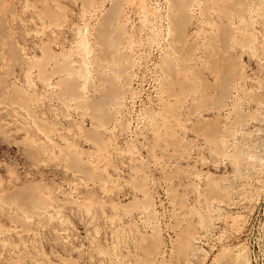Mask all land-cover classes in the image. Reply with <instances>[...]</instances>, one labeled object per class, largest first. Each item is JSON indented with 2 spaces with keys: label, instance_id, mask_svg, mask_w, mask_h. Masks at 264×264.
Instances as JSON below:
<instances>
[{
  "label": "rangeland",
  "instance_id": "obj_1",
  "mask_svg": "<svg viewBox=\"0 0 264 264\" xmlns=\"http://www.w3.org/2000/svg\"><path fill=\"white\" fill-rule=\"evenodd\" d=\"M0 1V264H264V0Z\"/></svg>",
  "mask_w": 264,
  "mask_h": 264
},
{
  "label": "bare ground",
  "instance_id": "obj_2",
  "mask_svg": "<svg viewBox=\"0 0 264 264\" xmlns=\"http://www.w3.org/2000/svg\"><path fill=\"white\" fill-rule=\"evenodd\" d=\"M90 1H91V0H90ZM90 1H89V3H90ZM169 1H170V0H169ZM169 1H168V2H169ZM230 1H231V0H230ZM232 1H233V0H232ZM232 1H231V2H232ZM0 2H1V1H0ZM85 2L88 3L87 0H86ZM207 2H208V1H207ZM228 2H229V1H228ZM236 2H237V1H236ZM87 3H86V4H87ZM91 3H92V2H91ZM173 3H174V5L177 6L178 8L180 7L179 9L181 10V14H180V15H181V18H182V19L184 18V20H185V24H186V23L188 22V19H187L188 15H187V11H186V10H187V7L183 5L184 2H182V0H174ZM186 3H187V2H186ZM209 3H210V2H209ZM239 3H240V2H239ZM228 4H229V3H228ZM230 4H231V3H230ZM84 5H85V4H84ZM87 5H89V4H87ZM87 5H86V6H87ZM119 5H120V4H119ZM119 5H118V6H119ZM186 5H187V4H186ZM224 5H225V4H223V6H224ZM209 6H210V5H209ZM228 6H232V4H231V5H228ZM82 7H83V5H82ZM184 7H185V8H184ZM213 7H215V6H213ZM12 8H13V7H12ZM103 8H104V7H103ZM117 8H118V7H117ZM120 8H121V6H120ZM1 9H2V8H1ZM121 9H122V8H121ZM167 9H168V8H167ZM179 9H178V10H179ZM222 9H223V8H222ZM11 10H12V9H11ZM180 10H179V12H180ZM231 10H232V9H231ZM217 11H218V9H217ZM222 11H223V10H222ZM224 11H225V10H224ZM229 11H230V10H229ZM4 12H6V11H4ZM96 12H97V11H96ZM218 12H219V11H218ZM232 12H233V11H232ZM232 12H230V13H232ZM109 13H110V12H109ZM211 13H212V12H211ZM219 13H220V12H219ZM224 13L226 14V12H224ZM227 13H228V12H227ZM111 14L113 15L114 13H111ZM156 14H157V13H156ZM207 14H208V13H207ZM228 14H229V13H228ZM110 17H111V16H109L107 19H109ZM189 17H190V16H189ZM101 18H102V17H101ZM3 19H4V18H3ZM112 19H113V18H112ZM91 20H92V19H91ZM145 20H148V19H145ZM105 21H106V19H105ZM111 21H112V20H111ZM162 22H163V20H162ZM231 22H233V21H231ZM104 23H105V22L103 21V24H104ZM112 23H114V22H112ZM181 23H182V21H181ZM103 24H101V25H102L104 28L102 27V28H103L102 33H101V34L99 33V35H101V37L104 39V41H107V42H108V44H107V48H108L109 52H108V51H107V52H108V53H111V55H112V53H113L115 50L119 49V48H118V44H119V42H121L120 39H122V36H123V35L120 36V34L122 33V32H120V34H119L118 36L115 37V36H114V35H116V34H115V30H112L113 27L110 28L111 25H109V21H108L107 23H105L104 25H103ZM171 24H172V23H171ZM229 24H230V23H229ZM123 25H124V24H123ZM123 25H122V26H123ZM163 26H164V25H163ZM186 26H187V25H186ZM225 26H226V25H225ZM0 27H1V26H0ZM169 28H170V27H169ZM174 28H175V27H174ZM113 29H114V28H113ZM119 29H120V28H119ZM183 29H184V25H183V26L176 25L175 31L177 30L178 32H174V33H178L179 35H181V36L178 37V39H176V40L179 41V42L182 40V34L184 33V32H183V31H184ZM0 30H1V29H0ZM98 30H99V28H98ZM187 30H188V29H187ZM100 31H101V28H100ZM119 31H121V30H119ZM168 31H169V30H168ZM193 31H194V30H193ZM221 31H222V30H221ZM142 32H143V31H142ZM224 32H225V31H224ZM118 33H119V32H118ZM118 33H117V34H118ZM81 34H82V33H81ZM124 34H125V33H124ZM207 34H208V33H207ZM230 34H231V33H230ZM4 35H5V34H4ZM209 35H210V34H209ZM227 35H228V34H227ZM83 36H84V35H83ZM85 36H86V35H85ZM85 36H84V37H85ZM95 37H96V36H95ZM98 37H99V36H98ZM101 37H99V39H100ZM186 37H187V36H186ZM228 37H229V36H228ZM172 38H173V37H172ZM5 39H6V38H5ZM84 39H85V38H84ZM99 39H98V40H99ZM187 39H188V38H187ZM85 40H86V39H85ZM82 41H83V39H82ZM0 42H1V41H0ZM4 42H5V41H4ZM101 42H102V41H101ZM224 42H225V41H224ZM122 43H123V41H122ZM122 43H121V44H122ZM220 43H221V42H220ZM0 44H1V43H0ZM210 45H211V44H210ZM223 46H224V45H223ZM103 47H106V46H103ZM209 47H210V46H209ZM228 47H229V45H228ZM228 47H227V48H228ZM3 48H4V47H3ZM181 48H182V47H181ZM190 50H191V49H190ZM10 51H11V50H10ZM79 52H80V50H79ZM107 52H106V53H107ZM226 52H227V51H226ZM114 53H116V52H114ZM117 53H118V52H117ZM117 53H116V55H117ZM10 54H11V53H10ZM101 55H102V54H101ZM107 55H108V54H107ZM116 55H115V59H116ZM186 55H187V54H186ZM46 56H47V55H46ZM62 56H63V55H62ZM104 56H105V54H104ZM63 57H64V56H63ZM117 57H118V56H117ZM126 57H127V56H126ZM126 57H125V58H126ZM85 58H86V57H85ZM108 58H109V57H107V59H108ZM121 58H122V57H121ZM121 58H120V59H121ZM107 59H106V60H107ZM203 59H204V56H203ZM217 60H218V58H217ZM69 61H70V60H69ZM116 61L119 62V58H117ZM62 62H63V61H62ZM112 62H113V61H112ZM215 62H216V61H215ZM60 63H61V62H60ZM66 63H67V62H66ZM97 63H98V62H97ZM74 64H75V63H74ZM125 64H126V63H125ZM169 64H170V63H169ZM39 65H40V64H39ZM66 65H67V64H66ZM69 65H70V64H69ZM112 65H114V64H112ZM115 65H116V64H115ZM115 65H114V66H115ZM127 65H128V64H127ZM135 65H136V64H135ZM167 65H168V64H167ZM170 65H171V64H170ZM40 66H41V65H40ZM70 66L72 67V64H71ZM101 66H102V65H101ZM101 66H99V67H101ZM168 66H169V65H168ZM171 66H172V65H171ZM71 67H70V71H72V70H71ZM99 67H98V68H99ZM126 67H127V66H126ZM223 67H224V66H223ZM39 68H40V67H39ZM41 68H42V66H41ZM57 68H58V67H57ZM81 68H82V67H81ZM81 68H80V69H81ZM86 68H87V67H86ZM108 68H109V67H108ZM117 68H118V67H117ZM169 68H171V67H169ZM42 69H43V68H42ZM58 69H59V68H58ZM63 69H64V68H63ZM72 69H73V68H72ZM82 69H83V68H82ZM82 69H81V71H83ZM115 69H116V68H115ZM115 69H114V70H115ZM40 70H41V69H40ZM43 70H44V69H43ZM61 70H62V69H61ZM67 70H68V69H67ZM111 70H112V68H111ZM186 70H187V69H186ZM84 71H85V69H84ZM117 71H118V70H117ZM197 71H198V70H197ZM197 71H196V72H197ZM87 72H88V71H87ZM120 72H123V71H120ZM168 72H171V71H168ZM212 72H213V71H212ZM214 72H215V71H214ZM75 73H76V72H75ZM84 73H85V72H84ZM117 73H118V72H117ZM77 74H79V73H77ZM162 74H163V72H162ZM198 74H199V73H198ZM201 74H202V73H201ZM81 75H83V74L81 73ZM127 75H128V74H127ZM88 76H89V75H88ZM102 76H103V75H102ZM112 76H113V75H112ZM142 76H143V75H142ZM164 76H165V75H164ZM100 77H101V75H100ZM119 77H120V76H119ZM82 78H83V77H82ZM102 78H103V77H102ZM104 78H105V77H104ZM112 78H114V77H112ZM167 78H168V77H167ZM169 78H170V77H169ZM227 78H228V77H227ZM77 79H78V78H77ZM108 79H109V78H108ZM120 79H121V78H120ZM222 79H223V78H222ZM49 80H50V79H49ZM83 80H84V79H83ZM104 80H106V81L108 82L110 79L107 80V78H106V79H104ZM111 80H114V79H111ZM46 81H47V79H46ZM46 81H45V82H46ZM73 81H74V80H73ZM91 81H92V80H91ZM106 81H104V82H106ZM127 81H128V80H127ZM173 81H175V80H173ZM69 82H70V81H67V83H68L67 85H69ZM77 82H78V81H77ZM80 82H81V81H80ZM107 82H106V84H108ZM110 82H111V81H109V83H110ZM125 82H126V81H125ZM164 82H165V81H164ZM181 82H182V81H181ZM205 82H206V81H205ZM65 83H66V82H65ZM65 83H64V84H65ZM74 83H75V82H74ZM129 83H130V82H129ZM184 83H185V82H184ZM164 84H165V83H164ZM227 84H228V83H227ZM48 85H49V84H48ZM203 85H204V84H203ZM225 85H226V84H225ZM225 85H224V86H225ZM69 86H71V85H69ZM72 86H73V89H74V88L76 89V86H75V85H72ZM99 86H100V85H99ZM177 86H178V85H177ZM77 87H78V86H77ZM81 87H82V86H81ZM81 87H80V88H81ZM184 87H185V86H184ZM70 88H72V87H69L68 89H70ZM83 88H84V87H83ZM83 88H82V89H83ZM119 88H120V87H119ZM181 88H182V87H181ZM192 88H193V87H192ZM203 88H204V87H203ZM75 89H74V90H75ZM86 89H87V88H86ZM116 89H117V88H116ZM79 90H80V89H79ZM90 90H91V89H90ZM108 90H109V89H108ZM184 90H185V89H184ZM204 90H205V89H204ZM220 90H221V89H220ZM222 90H223V89H222ZM69 91H70V90H69ZM76 91H77V90H76ZM83 92H84V91H83ZM105 92H106V90H105ZM125 92H126V91H125ZM99 93H100V92H99ZM83 94H84V93H83ZM108 94H109V93H108ZM123 94H124V93H123ZM182 94H183V93H182ZM78 96H80V95H78ZM73 97H74V96H73ZM105 97H106V96H105ZM109 97H110V96H109ZM166 97H167V96H166ZM169 97H170V96H169ZM82 99H83V98H82ZM86 99H87V98H86ZM106 99H107V97H106ZM116 99H117V98H116ZM109 100H110V99H109ZM110 101H112V99H111ZM114 101H115V99H114ZM87 102H88V101H87ZM112 103H114V102L112 101ZM90 104H91V103H90ZM163 104H164V103H163ZM82 105H83V104H82ZM166 105H167V104H166ZM169 105H170V104H169ZM80 106H81V105H80ZM89 106H91V105H89ZM164 106H165V105H164ZM93 107H94V105H93ZM102 107H104V106H102ZM168 107H169V106H168ZM109 108H110V107H109ZM90 109H91V108H90ZM103 109H105V108H103ZM91 110H92V109H91ZM91 110H90V112H91ZM93 110L95 111V107L93 108ZM107 110H108V109H107ZM87 111H88V110H87ZM96 111H97V109H96ZM106 112H107V111H106ZM169 112H170V111H169ZM92 113H93V111H92ZM101 114H102V113H101ZM108 115H109V113H108ZM156 116H157V115H156ZM143 117H144V116H143ZM106 120H107V119H106ZM150 120H151V119H150ZM101 121H102V120H101ZM147 121H148V120H147ZM163 121H165V120H163ZM99 123H101V122H99ZM108 123H109V122H108ZM165 124H166V123H164V125H165ZM164 125H163V126H164ZM168 127H169V126H168ZM104 128H105V127H104ZM158 129H159V128H158ZM158 131H159V130H158ZM102 134H103V133H102ZM104 135H105V134H104ZM159 137H160V136H159ZM92 140H94V139H92ZM89 142H90V141H89ZM99 142H100V141H99ZM99 142H98V143H99ZM68 143H69V142H68ZM75 148H76V147H75ZM75 148H74V149H75ZM65 155H66V154H65ZM71 158H73V157H71ZM70 160H71V159H70ZM72 160H73V159H72ZM72 162H73V161H72ZM33 197H35V195H34ZM35 198H36V197H35ZM38 202H39V201H38ZM33 203H34V201H33Z\"/></svg>",
  "mask_w": 264,
  "mask_h": 264
}]
</instances>
